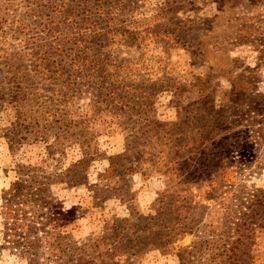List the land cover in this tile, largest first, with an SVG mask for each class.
Masks as SVG:
<instances>
[{
  "label": "rangeland",
  "instance_id": "374dc122",
  "mask_svg": "<svg viewBox=\"0 0 264 264\" xmlns=\"http://www.w3.org/2000/svg\"><path fill=\"white\" fill-rule=\"evenodd\" d=\"M86 22L95 35H107L102 45L84 41L79 52L106 57V74L116 63L114 78L96 73L87 80L68 70L77 52L73 40L65 42L77 35L70 24ZM45 51L49 64L72 75L48 79L39 68ZM68 80L74 85L65 89ZM232 89L241 99L259 95L264 102V0H0V264L100 259L119 242L125 220L154 215L157 200L175 188L165 169H152L146 160L156 152V139L146 145L141 132L154 123L151 129L179 123L181 134L174 137L190 145L202 148L228 134L230 145L240 144L242 112ZM209 109L212 116L225 109L226 136L208 133ZM244 148H229L237 176L232 186L264 190V156L254 162ZM135 153L145 159L137 173H106L112 160ZM197 183L191 188L199 197L188 213L196 230L218 223L227 203L206 200L210 183ZM12 185L45 205L6 206ZM19 196L18 205L24 202ZM24 240L28 246L22 247ZM191 240L185 235L165 248L145 242L111 258L117 264H176L178 249ZM251 252L255 264H264V233L256 234Z\"/></svg>",
  "mask_w": 264,
  "mask_h": 264
},
{
  "label": "trees",
  "instance_id": "16d2710c",
  "mask_svg": "<svg viewBox=\"0 0 264 264\" xmlns=\"http://www.w3.org/2000/svg\"><path fill=\"white\" fill-rule=\"evenodd\" d=\"M229 1L231 0H218V5L229 3ZM61 7H63L62 4L57 5L56 9L60 11ZM67 19L71 23L72 18ZM91 25L92 22L70 24L71 30L77 35L68 37L65 42L71 43L73 40L77 52L73 54L67 68L72 72L75 70L87 80L96 73H99V77L101 74L105 78H114V72L118 70L116 63H111L109 66L113 73L106 74L107 68L104 67L108 63L106 57L100 58L96 54H83L82 56L79 52L84 41L93 38L96 43L102 45L103 39L106 38L107 33L95 35ZM74 26L76 27L73 28ZM108 33H112V31ZM129 36L127 35L126 38L130 39ZM243 42L246 40L243 39ZM247 42L252 43L253 46L257 44V41ZM50 56L51 54L45 51L39 59L41 66L39 68L48 74L47 78H59L63 75H67L69 78L72 73L61 72L63 66L56 64L55 61L49 64L48 57ZM57 65L60 67L57 68ZM72 83L71 80H68L64 88L74 85ZM95 85H101L99 80L95 82ZM114 92L109 89L107 94L113 95ZM231 94L242 112V117L237 121L242 128L239 131L242 139L240 144L234 142L230 145L231 135L228 134L230 121L225 115V109L217 110L213 116L211 115L212 109H209L206 118L211 120L208 125L211 127L208 133L224 132V135L227 133L228 136L225 135L226 137L216 142L211 139L210 144L202 148L195 144L190 145L187 139L175 138L176 134H181L175 130L179 123L159 124L160 126H157L156 129H151L155 126L154 123L147 130L141 132V137L148 141L146 145L152 144L151 138L158 141L155 140L154 149L156 152L154 155L148 156L146 160L152 164L154 167L152 169H165L166 174L174 182L175 188L170 194L157 200L158 206L154 215L137 216L135 214L132 220H125L120 227L123 233L119 242L103 253L100 259L81 260L84 264H117L111 258L116 252L133 251L145 242H151L152 247L155 248H165L185 235L191 236L192 240L189 245L178 249L175 255L176 264H255V255L252 254L251 248L255 245L256 234L264 233V190L232 186L237 180V176H234L235 171H230L232 160L228 153L229 148L236 149L238 145H242V147L245 146L244 150L252 153L251 159H254V162L258 155L264 156V102L258 99L259 95L255 96V101H249L234 94L233 89ZM118 104L121 105L119 102ZM236 135L238 134H232V136ZM122 162H126L128 166L125 164L124 167ZM144 162L143 154L135 153L134 156L128 158L122 157L120 161L112 160L106 173L115 177L137 173L139 165ZM226 172L230 174V177L224 176ZM202 178L210 183L209 194L207 193L205 196L206 200L222 197L227 200V203L218 223L203 225L196 230V225L190 221L188 213L195 209L196 206L193 204L195 198L199 197L198 194L192 195L191 187H195L194 184ZM6 195L8 198L4 200V204L9 207L13 205L16 208L19 206L42 209L45 205H42L43 199L27 197L26 190L17 188L15 185L10 187ZM19 195L24 197V202H19L20 205L18 202L15 203L20 199ZM26 202H28V206L23 205ZM16 210L21 211L20 208ZM12 211L15 212V210ZM24 246H28L27 240H24L22 247Z\"/></svg>",
  "mask_w": 264,
  "mask_h": 264
}]
</instances>
